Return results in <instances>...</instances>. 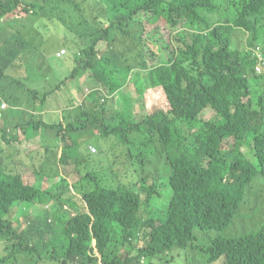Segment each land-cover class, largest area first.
Returning a JSON list of instances; mask_svg holds the SVG:
<instances>
[{
	"label": "trees",
	"instance_id": "16d2710c",
	"mask_svg": "<svg viewBox=\"0 0 264 264\" xmlns=\"http://www.w3.org/2000/svg\"><path fill=\"white\" fill-rule=\"evenodd\" d=\"M231 2L227 12L219 14L214 0H0V89L9 79L5 91L10 94L9 100L0 99V106L2 102L8 108L24 102L31 106L36 100L44 103L49 96L51 91L39 96L29 87L19 94L14 80L19 74L13 70V61L29 47L24 35L27 26L40 18L53 19L81 47L73 51L59 44L55 48L68 47L75 60V66L60 83L83 70L91 74L92 86L84 100L67 109V113L71 111L67 118L84 124L67 123L66 116L58 123L34 120L32 108L27 111L30 115L24 127L31 131L44 127L50 129L48 135L56 129V136L62 130L83 129L84 134L89 123L95 124V129L105 127L99 121L112 118L107 113L115 110L107 105V98L115 99L122 105L119 111L134 119L131 101L143 91L145 77L148 87L162 88L169 105L146 113L140 121L134 119L131 130L143 124L147 142L165 154L171 189L162 211L141 218V205L149 204L157 187L149 175L136 179L127 167L121 174H109L105 183L90 174L79 177L70 186L71 204L65 203L63 189L69 185L59 166H72L78 173L80 156L72 154L70 139L61 132V146L50 150L44 145L15 157L32 166L34 184H23L20 173L6 169L0 162V239L6 242V256L0 262L13 255L8 264H18L15 252L30 255L54 240L52 236L45 238L52 232L51 214L46 211L28 217L21 230L5 217L13 208L27 209L29 203H51L52 210L58 209L64 215L61 233L65 247L57 256L58 264H145V259L139 260L143 255L155 257L152 264H160L161 259L169 263L178 256L174 249L192 242L195 228L224 231L229 226L251 178L258 173L264 179V74L254 73L255 60L250 51L264 41V0ZM21 6L26 10L23 17L4 20ZM140 13L151 17L139 19ZM158 20L175 28L177 41L159 57L147 44L145 26V22ZM101 41L106 48L98 53ZM147 52L152 55L151 63ZM250 76L259 82L255 108L249 98L243 100L252 93ZM129 83L135 95L124 89ZM206 108L214 110V119L199 118ZM0 136L7 140L1 124ZM251 141L258 169L241 150ZM224 142L229 143L228 149L222 146ZM14 156L10 157L11 164ZM228 158L231 162L225 170ZM49 179L57 181L48 185ZM43 184L48 185L47 189L42 188ZM137 186L138 191H133ZM63 204L75 211L68 213ZM113 223L121 227L122 240L132 246L140 232L148 230L145 244L137 248L136 255L119 257L107 248ZM205 252L202 264H264V225L239 237L218 236Z\"/></svg>",
	"mask_w": 264,
	"mask_h": 264
},
{
	"label": "rangeland",
	"instance_id": "374dc122",
	"mask_svg": "<svg viewBox=\"0 0 264 264\" xmlns=\"http://www.w3.org/2000/svg\"><path fill=\"white\" fill-rule=\"evenodd\" d=\"M219 5L218 13L227 12V8L232 3L231 0H214ZM26 10L21 6L12 14L7 15L4 20L9 18L23 17ZM139 19H150L149 13H140L137 15ZM262 19L259 24H261ZM53 25L55 27L53 28ZM148 31L147 44L159 57L162 54H167V51L177 44L175 39V28H169L162 20L156 23L145 22ZM157 27L153 29V27ZM27 33H24L28 40L29 47L22 54L19 59L20 67L13 69L18 72L15 75V88L19 94L23 95L26 87L36 89L39 96L43 92L51 91L44 103L36 100L35 105L21 103V107L10 106L7 110L2 111L1 121L4 123L6 129L7 140L3 141L0 136V160L3 159L2 165L6 169H11L14 172L23 173L25 178L22 180L24 184H34V177L31 173L32 166H26L23 162L15 160L24 152H29L34 149L42 148L44 145L50 150L61 146L59 139L61 132L65 137L70 139L72 154L77 153L80 156V162L77 163L78 173L73 170L72 166L60 165V172L66 178L68 189L64 190L63 197L66 198L65 203L71 204L70 186L79 177L90 174L95 176L103 183L112 172L115 174L123 173L128 167L131 170L132 177L141 179L149 175L155 182L157 187L156 193L150 198L149 204L144 202L141 207L139 215L141 218H146L148 214L155 215L158 211H162L171 197V189L168 184L169 164L165 154L158 148L154 147L151 142H147V131L143 124L139 125V129L131 130V124L134 119L140 121L146 113H152L157 109H167L168 101L162 92L160 86L150 88L147 85V80L142 77L143 91L135 97V100H140L134 105L133 113L134 119L129 117L126 113L120 112L122 105L116 103L115 99L107 98V105L115 110L110 111L107 117L101 119L99 122L103 123L105 127H97L93 123H89L87 132L83 134V129L78 130H62L60 135L56 136L54 129L51 135H48L50 129L42 127L37 137L26 139L25 133L20 130V126L24 127L27 121L29 112L33 108L32 118L34 120H42L45 123H58L66 116L65 122L74 121V125L82 126L83 121H75L73 118H67L70 114L67 113L69 107L75 106L84 100L86 93L91 89L92 79L89 70H83L78 73L76 77L70 76L67 80L60 83L71 72L75 66L73 51L79 50L81 47L74 43L72 35L68 33L62 26H57V22L50 18H40L31 26H27ZM64 35L67 37L65 38ZM234 36V31L232 37ZM63 44L60 48H65V54L62 57H56L55 48ZM166 44V45H165ZM245 45V43H244ZM243 45V47H244ZM262 51L264 52V41L261 43ZM106 48V43L101 41L97 44V52L101 53ZM147 49V47L145 46ZM152 55L147 52V60L151 63ZM9 79L3 81L0 93L7 89ZM264 83V77L262 79ZM59 84V88L56 85ZM100 87V86H99ZM250 87L252 93L250 97H246L251 101L253 108L256 107V97L259 94V82L253 76H250ZM133 95L134 87L131 83L124 86ZM73 90V92H72ZM88 106L89 102L84 101ZM106 106V105H105ZM101 116V115H100ZM215 112L211 108H206L202 111L199 118L208 120L215 118ZM98 119V116L96 117ZM83 120V118L81 119ZM19 125V127H16ZM90 128L91 131H90ZM31 130V128H29ZM29 134V131L26 135ZM15 137V139L13 138ZM250 139V137L247 135ZM90 146L95 149L94 152L90 150ZM222 146L226 149L229 147L228 142H224ZM245 158L258 169L256 158L253 154L252 141L241 148ZM15 153L13 164L10 163L8 155ZM23 161V159H22ZM231 159L226 160L225 170L229 169ZM13 165V166H12ZM124 181L125 178H122ZM56 179H49L47 184L55 183ZM82 181H85L84 179ZM151 179L146 183L150 184ZM47 184H43V189H47ZM139 186L135 187L133 191L137 192ZM141 198L144 201L145 195L142 193ZM64 209L69 212L75 211L73 207L69 208L63 204ZM27 209L19 211L17 208L11 209L5 217H10L13 220L17 229L21 230L27 225V218L32 217L37 212L46 211L51 214L52 232L47 233L45 238L52 236L53 242L49 245L39 247L32 254L28 255L22 251L15 252L16 262L18 264H58L57 256L61 255L65 241L61 233L62 223L65 218L61 212L56 209L52 210L51 203H29ZM7 217V218H8ZM62 219V220H61ZM262 225H264V179L256 173L250 180L248 187L245 190L243 199L239 204V209L234 215L231 223L224 231L215 229L200 230L194 229V239L185 248L174 249L178 256L175 259L165 262V259L159 260L160 264H202L207 257L206 249L211 245L212 240L218 236L239 237L246 233L256 232ZM112 236L107 245L109 250L118 252L119 257L126 254L134 256L137 254L138 247L145 244V237L148 230L143 229L144 234L140 232L139 238L133 243V246L128 242L122 240L121 227L113 223ZM94 243V242H93ZM6 242L0 239V258L6 256L4 247ZM99 257V256H98ZM13 255L9 256L0 264H8ZM153 256L143 255L139 260L145 259V264H152L154 262ZM160 258H162L160 256ZM220 264V263H211Z\"/></svg>",
	"mask_w": 264,
	"mask_h": 264
},
{
	"label": "clouds",
	"instance_id": "9594fccd",
	"mask_svg": "<svg viewBox=\"0 0 264 264\" xmlns=\"http://www.w3.org/2000/svg\"><path fill=\"white\" fill-rule=\"evenodd\" d=\"M61 50H64V52L61 53L60 55H58V53H59ZM65 51H66L65 48H61V49H59V50L55 53V56H56V57H62V56L65 54ZM250 51H251V54H252L253 59L255 60V64H254V73L257 74V75L264 74V52H261V51H262L261 44H258V45L255 46L254 48H250ZM24 52H25V51H21V52L19 53L18 57L13 61V67H14L15 69H18V68L20 67L19 59L21 58V56H22V54H23ZM66 52H67V51H66ZM258 54L262 57L263 65H261V61L259 60ZM258 64H260V65L262 66V70H261L260 72H258V71L256 70V66H257ZM72 92H73V90H72ZM2 98L6 99V100H9V98H10V96H9V92H8V91H5V92L1 93V94H0V99H2ZM139 101H140V100L131 101V103H132V109H134V105H135L136 103H138ZM2 103H4V102H2ZM5 104H6V103H5ZM13 106L21 107V105H13ZM0 109H1V111H0V116H1L2 111L7 110L8 107H7V105L4 106V107L0 106ZM0 124H1L2 126H4V123H2L1 118H0ZM19 128H20V130H21L22 132L25 133V136H27L26 139H31V138H33V137H37V136L39 135V131H40V130H33V131H31V130H29L28 127H24V128H22V127L20 126ZM28 131H29V134L26 135V133H27ZM28 136H29V137H28ZM13 138L15 139V137H13ZM2 140L5 141L4 138H2ZM0 150H1V149H0ZM90 150H91V146H90ZM94 151H95V150H94ZM94 151H92V152H94ZM10 157H11V155H8V158H10ZM4 158H5V157H2V158H1V160H0L1 163H3V159H4ZM20 174L22 175V178L24 179V178H25V175H24L23 173H20ZM23 184H24V183H23Z\"/></svg>",
	"mask_w": 264,
	"mask_h": 264
},
{
	"label": "built area",
	"instance_id": "2783aa9c",
	"mask_svg": "<svg viewBox=\"0 0 264 264\" xmlns=\"http://www.w3.org/2000/svg\"><path fill=\"white\" fill-rule=\"evenodd\" d=\"M64 52V50H61L59 53H58V55H60L61 53H63ZM258 57H259V60L261 61V65H263V62H262V57L258 54ZM260 64H258L257 66H256V70L258 71V72H260L261 70H262V66H261ZM1 106L2 107H4V106H6V104L5 103H1ZM95 149L93 148V147H91V151H94Z\"/></svg>",
	"mask_w": 264,
	"mask_h": 264
},
{
	"label": "bare ground",
	"instance_id": "6f19581e",
	"mask_svg": "<svg viewBox=\"0 0 264 264\" xmlns=\"http://www.w3.org/2000/svg\"><path fill=\"white\" fill-rule=\"evenodd\" d=\"M166 45V44H165ZM141 212V211H140ZM118 253V252H117Z\"/></svg>",
	"mask_w": 264,
	"mask_h": 264
},
{
	"label": "crops",
	"instance_id": "0c3cea01",
	"mask_svg": "<svg viewBox=\"0 0 264 264\" xmlns=\"http://www.w3.org/2000/svg\"><path fill=\"white\" fill-rule=\"evenodd\" d=\"M9 96H10V94H9Z\"/></svg>",
	"mask_w": 264,
	"mask_h": 264
}]
</instances>
